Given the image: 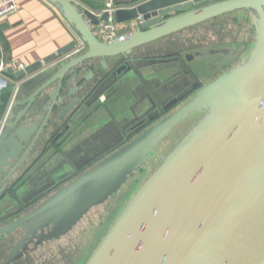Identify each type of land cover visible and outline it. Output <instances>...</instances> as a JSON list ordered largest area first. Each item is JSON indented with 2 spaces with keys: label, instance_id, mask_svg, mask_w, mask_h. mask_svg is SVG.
<instances>
[{
  "label": "water",
  "instance_id": "1",
  "mask_svg": "<svg viewBox=\"0 0 264 264\" xmlns=\"http://www.w3.org/2000/svg\"><path fill=\"white\" fill-rule=\"evenodd\" d=\"M48 1L86 44L83 52L58 70V90L69 70L78 66L100 70L107 57L126 56L138 46L233 10L255 12L257 40L247 61L200 88L187 103L27 217L50 218L58 237L75 222L73 202L80 200L88 209L115 192L150 152H156L154 145L169 129L197 111L203 113L201 121L167 156H160V164L128 200L84 264H264V0H125L124 4L132 6L117 8L115 21L141 16L143 22L111 41L100 40L92 30L107 20L106 11L96 15L71 0ZM74 44L75 40L57 53ZM94 58L103 59L95 66L88 63ZM127 63L114 75L130 70L132 65ZM39 65L5 71L22 78ZM13 87V82L6 85V89ZM76 102L77 98L63 107L61 114ZM14 103L15 99L10 108ZM10 108L2 128L9 123ZM74 190H80L79 195L72 196ZM18 224L0 228V234Z\"/></svg>",
  "mask_w": 264,
  "mask_h": 264
},
{
  "label": "crops",
  "instance_id": "2",
  "mask_svg": "<svg viewBox=\"0 0 264 264\" xmlns=\"http://www.w3.org/2000/svg\"><path fill=\"white\" fill-rule=\"evenodd\" d=\"M114 1L123 7L132 6L131 3L124 4L125 0ZM71 2L81 10L96 15L102 12L105 5V0ZM135 29L137 27H131L129 20L117 22L118 34ZM251 29L253 41L245 52H242V46L228 48V45L220 44L225 51H217L214 47L207 54L205 52L200 57L193 54L191 62H184L177 52H162L158 56L151 54L154 46L149 45L156 43L154 41L134 48L126 56L107 57L105 66H101L100 70L78 66L73 71H67L58 90V70L69 58L78 54L64 57L75 44L61 53L57 52L72 41L76 42L78 32L48 0H17L16 9L0 18V63L17 60L26 66L36 62L40 65L21 78L16 94L13 81L19 78L6 71L0 73V131L4 132V136L0 137V192L10 191L6 190L7 182L15 167H27L22 172L23 184L17 190L21 200L39 197L45 189L52 193L56 185L68 177L78 178L127 146L157 118L168 113L165 110L173 102L166 108L164 106L182 94L187 86H199L200 83L205 86L217 78V75L201 77L198 73L200 69L208 74L218 63L220 75L247 61L257 40L254 25ZM51 55L54 56L47 60ZM123 58L128 59L132 68L115 76ZM102 59L94 58L88 63L96 66ZM8 82L14 83L12 89H6ZM75 98L77 102L73 108L62 115L63 107ZM13 99L15 103L10 108ZM9 108V123L2 128ZM145 161L128 179L142 169L139 182L149 176L152 168L145 172ZM10 162L12 165L7 166ZM33 165L37 166V172L23 180ZM7 167H12V170L8 171ZM22 192H26L27 196ZM52 222L50 218L29 219L23 224L26 231L20 239L25 243L33 242L35 248L45 235H48L45 238L48 241L56 239L54 234L58 232ZM35 240L38 242L34 243ZM20 252L29 251L21 249Z\"/></svg>",
  "mask_w": 264,
  "mask_h": 264
},
{
  "label": "rangeland",
  "instance_id": "3",
  "mask_svg": "<svg viewBox=\"0 0 264 264\" xmlns=\"http://www.w3.org/2000/svg\"><path fill=\"white\" fill-rule=\"evenodd\" d=\"M253 22L256 25L257 15L253 10H233L185 28L181 32L163 37L160 40L158 39L155 41L156 43H151L152 45H149L154 46L150 53L158 56V54L162 52H177L181 54L182 61L191 62L193 54L200 57L205 52L207 54L210 50H213L214 47L217 51H225L226 49H224L223 46L220 47V44L228 45V48L242 46L241 50L245 52V50L250 48L251 41H253V32L251 29L254 25ZM158 42L165 46V51L159 47ZM186 55L188 57L190 56L189 58L191 59L186 58ZM219 68L220 66L217 63L208 74L201 69L198 73L201 77H212L214 75L218 77ZM201 84L202 83L199 84L200 88L203 87ZM199 86H197L189 96L173 106L168 113L162 115L161 118H157L155 122L161 120L164 116L172 112V110L174 111L187 103L200 89H198ZM191 115H196L195 119H189L188 117ZM202 116L203 113L194 111L180 120L173 128L169 129L154 145V147H156V152H150L148 157L144 159L146 160L143 166L144 171L148 172L151 168L152 170L155 169L161 162L160 156H167L192 128L201 121ZM37 153L38 152H35V154ZM9 165H12V163L10 162L7 166ZM26 168L27 167H24V169H22V167L13 168L12 176L7 182L8 187L6 188V190L10 191H5V195L0 194V228L7 227L8 224L15 223V221L19 223L17 229L14 228L15 230H9V232L7 231L0 234V243H2V245H0V264H84L102 237L101 235L106 232L118 216V211L123 203H125L142 184L139 180H141L143 169L142 171H137V173L135 172V176L122 183L118 190L97 204L90 206L88 209L82 207V201L80 200L73 202L72 209L77 215L74 220L75 222L72 224L69 223V227L58 235V237H55L56 239L48 241L45 238H41L37 248L32 245L33 242H22V245L20 243H15L13 245L18 234L22 232L21 235H23L26 231L23 224L29 221V217H27L29 213L40 204L49 200L53 195L63 190H68L78 181L76 177H68L65 181L58 183L55 191L52 193L49 190L45 191V189L39 197L21 200L17 190L23 184L21 182V177H23L22 172L26 170ZM6 169L9 171L12 170V167H7ZM37 169L36 165L29 168L23 180L34 175ZM3 175H5L4 172ZM80 190H74V195L72 196L79 195L78 192ZM13 192L17 193L18 197L13 195ZM22 195L27 196V193L22 192ZM19 212L22 213L16 216ZM22 218L24 219L20 221ZM43 229H47V225L44 226ZM15 231H17L18 234H16ZM44 233L46 232L44 231ZM37 242V240L34 241V243ZM21 248L23 251L29 252L20 253Z\"/></svg>",
  "mask_w": 264,
  "mask_h": 264
},
{
  "label": "built area",
  "instance_id": "4",
  "mask_svg": "<svg viewBox=\"0 0 264 264\" xmlns=\"http://www.w3.org/2000/svg\"><path fill=\"white\" fill-rule=\"evenodd\" d=\"M17 6V0H0V18L3 16L13 12L16 9ZM123 6L117 5L114 0H105V5L102 10L106 11L108 13V18L106 21H100L97 25L92 26V30L94 34L102 41H111L116 35H118L117 31V22L114 18V12L117 8H121ZM143 22V19L141 16H138L134 19L129 20V25L131 27H137ZM76 42L75 46L72 48V50L66 54L64 57H68L73 54H78L80 52H83L86 48L85 42L82 40L80 35L76 33ZM9 67L14 70H22L26 67V65L20 61L17 60H11L8 64L0 63V73L2 71H5V69ZM23 78V77H22ZM15 83V93L22 83L21 78L17 79L16 81H13Z\"/></svg>",
  "mask_w": 264,
  "mask_h": 264
},
{
  "label": "flooded vegetation",
  "instance_id": "5",
  "mask_svg": "<svg viewBox=\"0 0 264 264\" xmlns=\"http://www.w3.org/2000/svg\"><path fill=\"white\" fill-rule=\"evenodd\" d=\"M157 41V40H156ZM148 44V43H147ZM163 51H165L166 50V48H165V46H163V45H161V46H159ZM186 58H188V56L186 55ZM125 59V60H124ZM122 61H120V65L117 67V68H119V70L122 68V66L123 65H121L123 62H128V59H126V58H123V59H121ZM127 64H130V62L129 63H127ZM197 86L198 85H196V86H191V87H189V86H187L188 88L186 89V90H184V92L182 93V94H180L179 96H177L176 98H174V99H172L170 102H168V104L166 105V106H164V108L165 107H167L171 102H173V100H176L170 107L168 106V108L165 110V112L166 111H169L173 106H175L178 102H181L184 98H186L187 96H189L192 92H193V90L194 89H196L197 88ZM196 87V88H195ZM200 87V86H199ZM199 89V88H198ZM161 111H162V109H161ZM164 111V110H163ZM202 113V112H201ZM195 116L196 115H191V116H189L188 118L189 119H195ZM185 122V121H184ZM182 124H183V122H182ZM183 126V125H182ZM7 192V191H6ZM0 194H2V195H5L6 193H5V191H3V192H0ZM14 195H16V193L14 192L13 193ZM31 199V198H30ZM31 201V200H30ZM25 202H28V201H25ZM20 207V206H19ZM21 209V208H20ZM22 210V209H21ZM22 212H19V213H17V215L16 216H18V215H20ZM18 228V227H17ZM16 228V229H17ZM18 231V230H17ZM17 231H15L16 232V234H18V232ZM21 233L22 232H20L19 234H20V236H19V234H18V236L16 237V239H15V241H14V243H13V245L16 243V241H19V239L22 237V235H21ZM7 236H8V233H7ZM0 245H2V243H0ZM12 245V246H13ZM12 249V248H11Z\"/></svg>",
  "mask_w": 264,
  "mask_h": 264
}]
</instances>
